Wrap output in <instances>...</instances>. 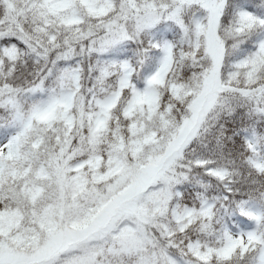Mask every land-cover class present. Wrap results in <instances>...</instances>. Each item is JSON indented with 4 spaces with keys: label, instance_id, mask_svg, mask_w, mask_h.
<instances>
[{
    "label": "snow or ice",
    "instance_id": "1",
    "mask_svg": "<svg viewBox=\"0 0 264 264\" xmlns=\"http://www.w3.org/2000/svg\"><path fill=\"white\" fill-rule=\"evenodd\" d=\"M0 264H264V0H0Z\"/></svg>",
    "mask_w": 264,
    "mask_h": 264
}]
</instances>
